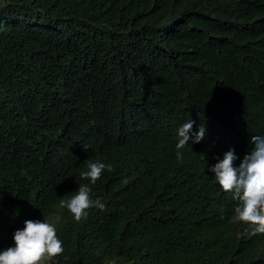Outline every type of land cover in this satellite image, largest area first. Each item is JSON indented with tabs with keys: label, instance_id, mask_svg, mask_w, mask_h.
I'll return each mask as SVG.
<instances>
[{
	"label": "trees",
	"instance_id": "1",
	"mask_svg": "<svg viewBox=\"0 0 264 264\" xmlns=\"http://www.w3.org/2000/svg\"><path fill=\"white\" fill-rule=\"evenodd\" d=\"M190 120L205 138L177 149ZM254 135L264 0H0V252L40 220L64 249L49 264H264L209 171ZM83 185L104 207L76 220Z\"/></svg>",
	"mask_w": 264,
	"mask_h": 264
},
{
	"label": "clouds",
	"instance_id": "2",
	"mask_svg": "<svg viewBox=\"0 0 264 264\" xmlns=\"http://www.w3.org/2000/svg\"><path fill=\"white\" fill-rule=\"evenodd\" d=\"M194 123L190 120L178 129L180 139L177 149L189 145L190 140L196 144L205 138V126L201 125L198 131L193 132ZM251 143L254 147L243 157L239 166H234V161L238 159L235 151L229 150L209 171L215 173V179L224 192L232 193L234 200L241 201V207L236 209L237 219L255 225L256 232L264 233V136H252ZM176 155L179 159L183 153L177 151ZM105 168L104 163H90L89 171L82 173V178L90 179L94 184ZM90 193L87 185L80 186L78 193L67 202L76 220H80L93 205L103 209L104 205L99 200L90 199ZM13 240L14 246L0 252V264H41L64 251L56 236V229L40 220L25 221V227L14 233Z\"/></svg>",
	"mask_w": 264,
	"mask_h": 264
},
{
	"label": "rangeland",
	"instance_id": "3",
	"mask_svg": "<svg viewBox=\"0 0 264 264\" xmlns=\"http://www.w3.org/2000/svg\"><path fill=\"white\" fill-rule=\"evenodd\" d=\"M41 264H49L47 259H45L44 261L41 262Z\"/></svg>",
	"mask_w": 264,
	"mask_h": 264
}]
</instances>
